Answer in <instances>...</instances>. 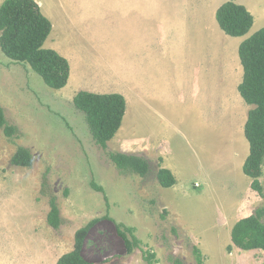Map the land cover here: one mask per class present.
<instances>
[{"label":"rangeland","instance_id":"obj_1","mask_svg":"<svg viewBox=\"0 0 264 264\" xmlns=\"http://www.w3.org/2000/svg\"><path fill=\"white\" fill-rule=\"evenodd\" d=\"M34 1L53 22L49 45L60 42L57 50L72 65L73 79L81 86L71 80L63 89L52 90L28 65L11 61L0 50V107L7 123L16 128V136L11 139L0 130V264H56L72 250L76 230L106 214L116 223L132 227L141 244L127 254L114 224L100 220L84 240L81 255L86 261L146 264L142 251H151L159 259L157 264H196L193 247L212 245L216 232L224 240L235 220L264 208V160L260 178L263 193L260 196L249 189L251 195L244 203L240 197L242 185L237 180L213 178L207 183L192 177L185 186L162 188L155 178L160 163L156 158L149 160V172L141 177L120 172L106 155L118 152L139 157L137 104L129 103L131 110L106 150L95 145L84 115L72 104L79 91L118 92L126 101V88L137 91L142 85L145 93L153 91L158 96L156 105L163 106L161 97L169 93L165 87L166 66L170 62L181 64L178 55L188 7L201 12L212 0ZM226 1L244 2L253 17L249 32L264 26V0H218L212 7ZM129 3L137 4V10L128 14L126 33ZM198 17L196 13L195 19ZM214 19L215 29L211 31L221 34L218 43L225 40L229 54L223 60L221 49L220 56H212L211 127L217 135L222 133V138L212 131L211 146L212 151L217 147L218 155L221 153L219 164L230 163L236 170L249 149L243 127L253 107L246 105L236 90L242 80L236 50L239 38L225 35ZM197 24L190 23L187 28ZM186 105L189 112L187 116L183 112L182 130L194 142L206 126L199 112L206 115L208 106L202 99ZM216 112L224 117L215 116ZM227 126L243 140L244 148L239 145L234 159L230 156L238 146L226 142L221 128ZM19 147L29 150L30 168L10 164ZM186 154L195 157L187 150ZM92 182L103 188V194L91 188ZM51 196L56 199L61 219L57 229L46 223ZM218 212L227 213L221 231L217 220L222 214ZM256 256H263L258 263L264 264V255Z\"/></svg>","mask_w":264,"mask_h":264},{"label":"trees","instance_id":"obj_2","mask_svg":"<svg viewBox=\"0 0 264 264\" xmlns=\"http://www.w3.org/2000/svg\"><path fill=\"white\" fill-rule=\"evenodd\" d=\"M215 21L219 29L229 37L245 36L253 25V17L242 5L232 1L221 4L215 12ZM52 25L43 15L34 0H5L0 5V50L13 62L28 65L43 83L52 90L63 89L70 76V65L63 56L52 49L43 47L49 37ZM238 59L242 68V80L237 91L242 101L253 108L248 112L243 134L248 143L249 153L242 165V173L251 179V191L262 195L260 183L264 160V26L246 38L238 47ZM74 108L84 115L88 132L102 150L114 138L121 127L126 111V101L118 93L97 94L79 91L72 99ZM0 130L11 139L16 136V128L7 123L0 107ZM110 162L120 172H129L144 177L149 172V163L142 157L118 152L106 153ZM10 164L14 167L30 168L32 156L28 149L19 147L12 155ZM156 181L162 188H171L176 181L170 171L158 169ZM91 188L103 194V188L94 182ZM107 204V199L104 196ZM264 208H256L252 214L238 220L230 233L232 248L242 251H264ZM100 220L114 224L116 235L123 243L125 252L132 253L139 247L140 240L134 235V229L116 223L107 214L89 221L74 233L72 250L63 254L56 264H92L82 255V247L89 230ZM46 223L53 229L61 224L59 209L54 197L49 198V211ZM196 264H203V256L196 247L192 249ZM142 260L146 264H157L156 255L151 251H142Z\"/></svg>","mask_w":264,"mask_h":264},{"label":"crops","instance_id":"obj_3","mask_svg":"<svg viewBox=\"0 0 264 264\" xmlns=\"http://www.w3.org/2000/svg\"><path fill=\"white\" fill-rule=\"evenodd\" d=\"M4 1L5 0H0V3L2 4ZM215 2H218V0L209 1V6L204 7L201 12L196 11V8L194 7H188V12H186L188 15V23L186 25L185 32L183 33V35L181 34V36H183V47L180 51V55H178V59L180 58L181 64H179V62H170V64L166 66V70L168 69V73L165 77V87L168 88L169 93L166 96L161 97L162 99H164V105H156L158 103V96L155 93H152L153 91L145 93L142 85L139 86V89L137 91H128V89L126 88L125 114L127 115V113H129V110H131V106L129 105V103L137 104L139 126L141 129V136L139 137V157L146 159L148 163H150L149 160H152L153 158L159 160L160 163H158L159 165L156 167V173L159 167L167 169L171 172L176 181V184L170 188L171 190H174L176 187L185 186L189 179L192 177H200L207 183L211 182L213 178L230 179L232 181L237 180L240 181L242 185V195L240 197L242 198V201L244 203V199L248 201V197L251 195L249 192L251 179L242 175L240 172H242V165L248 156L249 149L246 150L243 161L239 164L238 167H236V170H234V167L230 163L219 164L221 163V161L219 160V155L221 153L218 155V150L216 149L217 147L212 151L211 146L212 131L213 135L222 138V133H220L221 135H217V131L214 128L212 129L211 127L213 125L211 122L212 112L210 106L211 71L215 69V66L212 65V56H220L221 49L224 53L223 60L224 58H226V54H229L226 49L227 44L226 42H224L225 40L223 41V44L218 43L220 39L218 37L221 34L215 30L214 32L211 31V29H215L213 28L214 26L212 24V21L215 18V12L217 8L221 4H223L222 2L216 7H212V4ZM240 5L245 7L244 2H241ZM133 9L137 10V4L131 5L129 3V7L126 8V33L129 25V20L127 19V17ZM138 13L141 14V11L138 10ZM196 13L199 14V17L197 19H195ZM47 18L49 19L53 29L54 25L52 20L49 17ZM189 20L191 21L189 22ZM196 22H198V24L195 25L196 30H193L195 29V26L193 29L187 28L190 23L195 24ZM256 31L248 32L243 37H237L239 38L236 44L237 55L238 47L241 42H243L246 38L251 36ZM52 34L53 33H50L43 47L46 49H52L59 53L57 47L60 42L54 43V46L49 45ZM214 37H216V39ZM71 66L72 65L70 64L71 69L67 85L71 80H74ZM87 68L88 67H84V69ZM169 68L171 69V71H169ZM75 83L77 86H81V83L76 81ZM110 93L118 92H104L97 94ZM153 98H155L156 100L155 103L153 101ZM201 99L204 101V105L206 103L208 106V113L206 115L205 111L203 115L202 112H199V115L204 119L206 126L205 128L203 127L200 130V137H197V140L192 142L187 133L182 130L181 120L183 118V112L186 113V116L189 112L187 110L188 106L186 105V103L197 101L199 102ZM183 104L185 105L183 106ZM217 115L219 117L221 116L219 112L215 113V116ZM221 117L223 118L224 114ZM152 120H154L155 125H152ZM142 126L144 127L142 128ZM159 128H161L160 132ZM221 129L225 134L226 142L231 145L235 144L238 146L237 148H233L232 154L230 156V158L234 159L233 156L238 152L239 145L244 148V145L242 143L243 140L240 136L234 135V132H231L228 126L226 129ZM186 150L189 153L192 152L195 157H188L186 154ZM183 192L184 191H179V193ZM218 213L222 214L221 220H217L218 231H221V229L225 227L227 213ZM242 218L244 217H239V219L235 220L231 225H229L227 237H225L224 240L220 239L221 234H219V232H216L214 243L212 245H197L198 249H200L201 251L202 256L204 257L203 264H259L258 262L263 258V256L257 257L256 255H264V251H242L234 247L230 252H227L226 250L227 246L231 244V229L233 225ZM179 229L182 230L181 227H179ZM218 239L221 241H217ZM156 260L158 263L159 259L157 255Z\"/></svg>","mask_w":264,"mask_h":264}]
</instances>
